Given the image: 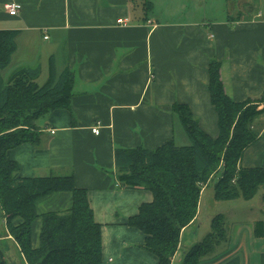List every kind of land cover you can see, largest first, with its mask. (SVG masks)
<instances>
[{
    "label": "crops",
    "instance_id": "0c3cea01",
    "mask_svg": "<svg viewBox=\"0 0 264 264\" xmlns=\"http://www.w3.org/2000/svg\"><path fill=\"white\" fill-rule=\"evenodd\" d=\"M260 2L261 8L247 20L237 14L199 24L151 17L143 21L142 10L129 0H0V31L17 33L9 66H38L39 78L47 80L52 63L55 78L64 69L73 76L67 106L37 123L38 146L22 144L6 157L18 165L20 178L71 175L74 186L86 191L93 220L101 227L100 264H157L141 247L143 233L127 225L142 204L152 201V194L121 185L115 150H155L170 140L176 145L181 125L172 113L174 104L186 105L199 128L216 138L217 117L207 91L211 61L220 63L230 99L243 102L261 96L264 0ZM9 3L20 6L16 16L5 10ZM97 123L95 135L91 129ZM259 124L258 140L241 157L243 168L264 170V115ZM70 206V193L52 194L35 204L38 214ZM253 207L257 217L241 218L237 207V215L224 218L226 240L203 264H223L235 257L240 264H264V202ZM198 215L181 231L171 264L181 263ZM0 224L3 229V221ZM39 227L37 219L32 224L34 245ZM0 236V243L8 245L1 256L13 257L11 238L3 232Z\"/></svg>",
    "mask_w": 264,
    "mask_h": 264
},
{
    "label": "trees",
    "instance_id": "16d2710c",
    "mask_svg": "<svg viewBox=\"0 0 264 264\" xmlns=\"http://www.w3.org/2000/svg\"><path fill=\"white\" fill-rule=\"evenodd\" d=\"M151 15L150 0H129ZM232 0H225L231 4ZM15 31H0V221L23 264H100V225L95 223L86 191L76 188L71 175L20 178L18 165L6 157L8 150L22 144L38 146L37 121L48 112L65 108L71 94L72 73L64 69L57 78L50 63L49 77L39 86L40 68L15 70L7 79L2 72L16 50ZM220 63L208 65L207 91L216 113L218 135L211 138L198 126L186 105L174 104L189 144L178 147L172 140L155 150L136 148L114 152L117 179L123 187L147 190L150 203L142 204L127 225L145 236L143 250L157 264H171L179 248L180 233L196 218L201 191L219 175L213 199L219 202L252 199L263 190L264 170L243 168V152L259 138L260 118L264 115V90L258 99L235 102L230 99L220 76ZM57 193H70L71 206L63 212L38 214L36 202ZM40 219L37 243L32 224ZM1 237V236H0ZM226 240L223 215L211 219L210 232L202 241L183 252L180 264H203L214 256ZM0 264H8L0 254ZM223 264H240L237 257Z\"/></svg>",
    "mask_w": 264,
    "mask_h": 264
},
{
    "label": "rangeland",
    "instance_id": "374dc122",
    "mask_svg": "<svg viewBox=\"0 0 264 264\" xmlns=\"http://www.w3.org/2000/svg\"><path fill=\"white\" fill-rule=\"evenodd\" d=\"M151 1V0H150ZM155 4L151 15L149 17L154 20H193L197 23L215 22L225 20L227 16L235 18L239 14L240 19L247 20L250 13L256 12L261 8L260 0H232L231 4H226L225 0H152ZM140 10V7H139ZM14 64L8 66L2 72V78L7 79L14 71ZM44 77L38 78L36 81L39 86L45 82ZM43 118L39 119L42 121ZM262 120V117L259 121ZM183 140V142H181ZM186 146L189 144L187 137L183 133L181 127L176 131V145ZM219 175H215L201 191L199 200V215L195 225L192 227V234L190 236L192 240L187 243V246L183 248V252L189 249L193 244H196L210 232L211 219L216 215H223L225 220L231 219L235 216L236 209L239 207L238 214L241 218L257 217V210L253 206L259 205L262 202L263 190L259 189L256 195L250 201H231V202H219L213 199L214 186L217 182ZM1 222V221H0ZM0 224V230H1ZM188 239V238H187ZM37 241V237L34 240ZM7 243H0V252L3 247H7ZM182 253V250H181ZM10 254H14L13 257H5L8 264H23L20 260L18 250L11 249Z\"/></svg>",
    "mask_w": 264,
    "mask_h": 264
},
{
    "label": "built area",
    "instance_id": "2783aa9c",
    "mask_svg": "<svg viewBox=\"0 0 264 264\" xmlns=\"http://www.w3.org/2000/svg\"><path fill=\"white\" fill-rule=\"evenodd\" d=\"M4 7H5V10L7 11L9 16H16L19 9H20V6L16 3H9V4H6ZM91 132L95 135H98L99 123H97L96 126L91 129ZM52 133H53V131H51V134Z\"/></svg>",
    "mask_w": 264,
    "mask_h": 264
}]
</instances>
